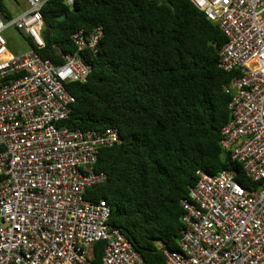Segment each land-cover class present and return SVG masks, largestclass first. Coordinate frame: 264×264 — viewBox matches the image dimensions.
<instances>
[{"label":"built area","instance_id":"1","mask_svg":"<svg viewBox=\"0 0 264 264\" xmlns=\"http://www.w3.org/2000/svg\"><path fill=\"white\" fill-rule=\"evenodd\" d=\"M17 1V15L0 10V264H147L109 224L107 200L86 197L108 180L96 165L101 149L120 140L119 129L65 123L75 101L68 85L92 69L81 52L98 50L103 28L78 29L74 52L54 44L58 60L45 58L47 0ZM192 1L227 37L218 64L238 74L224 87L232 118L221 144L256 187L241 184L233 169H198L181 200L179 249L164 254L168 264H264V0ZM10 28L29 38L28 51L10 50Z\"/></svg>","mask_w":264,"mask_h":264},{"label":"trees","instance_id":"2","mask_svg":"<svg viewBox=\"0 0 264 264\" xmlns=\"http://www.w3.org/2000/svg\"><path fill=\"white\" fill-rule=\"evenodd\" d=\"M4 1L0 10L11 17ZM42 12L45 58L58 60L54 44L74 52L78 29L103 28L98 50L81 52L92 69L68 85L75 101L65 123L119 129L120 140L101 149L96 165L108 180L86 197L107 200L109 224L147 264H168L164 248L179 249L181 200L198 169H233L241 184L256 187L221 144L232 118L224 87L238 74L218 64L227 37L192 0H47ZM103 247L97 243V260Z\"/></svg>","mask_w":264,"mask_h":264},{"label":"rangeland","instance_id":"3","mask_svg":"<svg viewBox=\"0 0 264 264\" xmlns=\"http://www.w3.org/2000/svg\"><path fill=\"white\" fill-rule=\"evenodd\" d=\"M5 6L14 15H17L23 10V5L17 0H5ZM5 36L9 41V48L14 53H22L30 49V43L28 40L15 28H10L5 31Z\"/></svg>","mask_w":264,"mask_h":264}]
</instances>
